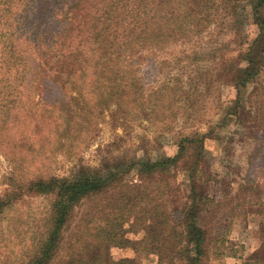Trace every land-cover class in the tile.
I'll list each match as a JSON object with an SVG mask.
<instances>
[{
  "label": "trees",
  "instance_id": "16d2710c",
  "mask_svg": "<svg viewBox=\"0 0 264 264\" xmlns=\"http://www.w3.org/2000/svg\"><path fill=\"white\" fill-rule=\"evenodd\" d=\"M263 6L264 0H39L34 21L27 17L23 33L58 54L52 68L62 81L40 116L46 133H40L39 123L32 125L35 139L49 142L47 133L60 127L66 132L75 115H95L108 102L125 117L147 119L163 130L200 120L197 116L208 108L206 101L218 104L224 81L243 87L258 78L264 65V45L257 41L264 29L259 15ZM259 24L244 64L239 66L238 58L231 57L223 58L220 68L217 63L207 66L214 53L228 46L226 33L241 32L246 26L253 30ZM14 45L13 51L18 48ZM255 48L261 53L257 65L251 56ZM149 50L161 53L163 61L157 63L161 71H182L189 79L171 81V77L149 92L138 87L126 67L142 61L141 53ZM67 79L77 84L75 94L66 89ZM44 94V100H50ZM76 95L83 107H73ZM174 144L171 156L162 152L155 158L147 152L116 156L69 179L39 176L30 181V188L37 186L52 199L44 227L31 243V255L18 264H134L135 258L123 256L127 248L179 264H202L212 242L209 232L196 224L193 180L203 136L192 131ZM141 145L152 148L148 138ZM184 190L193 194L190 203L182 196ZM170 194L175 197L172 204L165 199ZM11 196L0 197V215L13 204ZM87 202L78 219V208ZM130 235L140 237L133 240Z\"/></svg>",
  "mask_w": 264,
  "mask_h": 264
},
{
  "label": "rangeland",
  "instance_id": "374dc122",
  "mask_svg": "<svg viewBox=\"0 0 264 264\" xmlns=\"http://www.w3.org/2000/svg\"><path fill=\"white\" fill-rule=\"evenodd\" d=\"M31 1L0 0V197L9 193L13 203L0 215V264L25 261L32 253V241L44 227L52 197L41 194L37 186L30 188V181L39 176L69 179L83 169L99 167L104 160L111 162L116 156L131 158L143 152L154 158L161 152L171 156L176 152V138L192 131L203 136V152L193 180L196 224L209 232L212 241L202 264H264V65L260 66L258 78L243 87L224 81L218 104L206 101L208 108L197 116L200 120L174 123L171 129L163 130L147 119L125 117L123 110L108 102L101 107L102 112L88 113L86 117L75 115L66 132L64 127L56 128L47 133L49 142H39L32 125L39 123L40 133L45 132L47 125L40 116L62 76L52 68L58 54L50 52L40 39L36 41L23 33L28 29L27 17L34 21L37 12L39 0H33L32 6ZM259 15L264 22V6ZM247 27L241 32L226 33L228 46L214 53L207 66L217 63L216 68H220L223 58L231 57L238 58L239 66L244 64L248 43L254 41L261 26L253 30ZM257 41L264 45V29ZM14 43L18 48L13 51ZM141 55L142 61L128 63L126 69L144 91L149 92L171 77V81L189 79L182 71H161L157 66L159 60L163 61L161 53L149 50ZM251 56L257 65L259 49L255 48ZM65 85L69 93H76L73 80L67 79ZM45 88L48 90L43 92ZM44 93L50 100H44ZM75 97L73 107H83L80 97ZM145 138L152 145L149 150L141 145ZM189 195L193 194L182 191L190 203ZM165 199L170 204L175 201L171 194ZM86 204L89 205L87 202L78 208V219ZM130 237L134 240L140 235ZM65 251L63 247L61 252ZM123 256L135 258L134 264H179L162 260L150 251L127 248Z\"/></svg>",
  "mask_w": 264,
  "mask_h": 264
}]
</instances>
